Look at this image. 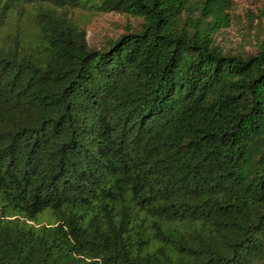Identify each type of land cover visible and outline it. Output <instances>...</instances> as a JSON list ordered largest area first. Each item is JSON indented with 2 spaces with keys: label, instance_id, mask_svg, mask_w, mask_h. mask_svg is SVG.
Segmentation results:
<instances>
[{
  "label": "trees",
  "instance_id": "1",
  "mask_svg": "<svg viewBox=\"0 0 264 264\" xmlns=\"http://www.w3.org/2000/svg\"><path fill=\"white\" fill-rule=\"evenodd\" d=\"M232 6L0 0V264L264 262V43L221 45ZM83 10L134 23L94 47Z\"/></svg>",
  "mask_w": 264,
  "mask_h": 264
},
{
  "label": "rangeland",
  "instance_id": "2",
  "mask_svg": "<svg viewBox=\"0 0 264 264\" xmlns=\"http://www.w3.org/2000/svg\"><path fill=\"white\" fill-rule=\"evenodd\" d=\"M78 16L86 29L88 43L94 47L123 32L129 23H134L133 18L116 12L83 10ZM5 31V27L0 28V36ZM217 38L229 50L253 51L257 44L264 43V0H233L230 25ZM40 223H53V219L44 213L37 220V224Z\"/></svg>",
  "mask_w": 264,
  "mask_h": 264
}]
</instances>
